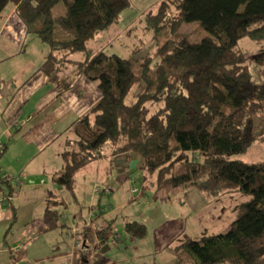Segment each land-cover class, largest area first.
I'll use <instances>...</instances> for the list:
<instances>
[{
	"label": "trees",
	"instance_id": "obj_1",
	"mask_svg": "<svg viewBox=\"0 0 264 264\" xmlns=\"http://www.w3.org/2000/svg\"><path fill=\"white\" fill-rule=\"evenodd\" d=\"M250 1L164 0L156 12L147 11L145 24L153 31L158 55L151 66V56L139 58L136 50L123 57L95 52L88 44L117 22L132 0H0V14L13 3L27 31L48 45L39 70L57 96L81 76L99 84V99L68 127L75 138L66 139L62 166L53 176L58 185L73 192L76 172L111 144L128 161L140 157L143 179L154 176L156 192L197 187L207 195H247L234 205L227 230L199 238L182 231L178 259L170 264H264V158L241 157L264 142V36L252 35L264 28V8L245 9ZM183 16L197 22L196 36L179 31ZM244 38L260 49L253 54L243 50ZM249 60L260 69L262 80L254 79ZM139 81L144 89L127 104L126 96ZM148 102L158 103L157 108L152 111ZM0 148L1 158L6 147ZM58 201L61 196L49 194L46 230L61 226L53 209ZM16 216L13 209L12 219ZM125 229L142 237L147 227L133 220ZM113 233L110 225L98 231L101 251Z\"/></svg>",
	"mask_w": 264,
	"mask_h": 264
},
{
	"label": "crops",
	"instance_id": "obj_2",
	"mask_svg": "<svg viewBox=\"0 0 264 264\" xmlns=\"http://www.w3.org/2000/svg\"><path fill=\"white\" fill-rule=\"evenodd\" d=\"M28 33L25 24L16 14L15 5L6 7L0 14V133L7 134L8 137L15 134L13 137L17 136V138L16 142L14 140L12 144L10 143L9 147L6 144L3 145L6 150L2 156L8 150L7 154H12V156L9 155V158L13 159L11 166L7 159L4 162L0 160V172L5 171V176L2 173L0 176L5 178L8 185H12L13 188L8 187L6 182L0 179V264L35 262L25 259H35L38 261L36 264L65 262L74 264L78 253L84 255V252H88L86 234L88 226L92 228L96 249L101 252L98 231L109 226L110 221L112 223L113 218L109 217L112 207L105 208L109 203L105 201L102 206L100 199L90 204L89 207L96 205L98 211L89 212L91 219L96 217L95 221L90 220L89 223L86 221L81 223L75 215L68 214L66 207L69 201L72 198L82 197L84 192L82 185L77 182L73 192H69L53 180L54 174L62 166V152L66 139L58 144L55 141L69 129L73 120L83 115L99 99L100 90L98 85L94 86V83L81 78L73 87L57 96L54 86H51L47 76L39 70L45 60L44 54L46 56L49 49L42 48V56L36 59L27 44ZM29 45L32 46L31 43ZM35 76L38 78L33 81ZM82 86L86 88L85 92ZM95 87L99 90L98 93ZM92 88L94 92L90 94L88 90ZM37 95L41 96L40 99H33ZM30 103L31 108H29ZM6 113H9L7 114L9 116L6 117ZM10 113L14 114V118H11ZM16 116L19 117V121L15 119ZM11 120H14V124ZM19 139L23 140L24 145L17 146ZM121 157L120 160L112 159L104 154L99 159L104 161L102 171L108 180L99 185L100 192L109 191L106 188H112V191L107 193L114 191L115 186L111 184L115 182L114 179L117 178L118 173L122 176L120 181L128 178L124 172L126 158L124 155ZM117 160L119 168L116 169ZM50 193L62 197V202L58 201L53 206V209L58 210L61 226L46 230L44 213ZM122 202L125 203L124 200ZM13 209L17 215L15 220L12 219ZM139 221L146 224L144 219ZM97 223L101 226H95ZM11 224L13 226L11 230H8V233L10 232V238H8L6 232ZM185 228L186 224L182 218L166 219L163 223L157 224L152 233L154 251L163 254L171 250L172 253L167 256L174 261L175 252L166 245L181 231L188 234ZM115 233H117L114 235L116 238L110 236L108 248L101 253L108 252L113 245L117 249L129 247L127 243L121 242L122 237L119 233ZM132 240L135 241L134 237ZM132 244L137 247L135 242ZM67 245L68 248H66ZM6 252H9V255ZM171 254H174L173 258ZM83 257L84 261H87L88 255L85 254ZM119 259L114 257L113 260L119 261ZM171 262L154 260V264H170Z\"/></svg>",
	"mask_w": 264,
	"mask_h": 264
},
{
	"label": "rangeland",
	"instance_id": "obj_3",
	"mask_svg": "<svg viewBox=\"0 0 264 264\" xmlns=\"http://www.w3.org/2000/svg\"><path fill=\"white\" fill-rule=\"evenodd\" d=\"M163 1L164 0H132L131 4L122 9L116 23L99 32L95 37L89 39V46L93 48L95 52L103 50L106 53H117L123 57L129 56L134 50H136L139 58H144L145 55H150V58H152L151 66H153L158 60V55L156 53V42L153 37V31L146 28L144 18L147 11L150 10L152 12H156L159 4ZM12 4L13 3L9 2L6 7L9 8V6ZM244 8L248 10H251L252 8L261 10L264 8V5L261 1L254 0L247 3ZM57 9L58 8L55 9L56 12ZM177 23V27L182 33L192 32L191 35L193 34V36H196V33H198L197 22L192 21L189 16L181 17ZM263 29V27H260L257 28L256 31L254 30L252 32L254 39H256V37L264 36ZM29 43H31L32 46H30ZM27 44L29 50H31L36 59H39L40 56H42L41 49L43 48L45 50L46 47H48V45L43 42L36 33L32 32H29L27 35ZM240 47L249 54H253L260 49V46L257 43H254L250 38L242 39L240 41ZM80 57V54L74 55L75 59H80ZM249 63L254 79L262 80L263 78L260 76V69L254 64V61L249 60ZM63 66L65 67V65ZM70 67L72 68L75 66L71 65ZM37 78L38 77L35 76L33 81ZM81 78L94 83V86L99 85L97 81L90 80L85 76H81L79 79ZM76 82L78 83V81ZM50 84L51 86H54L51 82ZM144 86L145 83L143 81L136 82L133 85L131 92L126 96V103H133L137 96L144 89ZM82 90L85 92L86 88L82 86ZM88 91H90V94L94 92L93 88L89 89ZM95 91L98 93L99 90H96L95 87ZM40 97V95H37L34 96L33 99L38 100ZM155 103L156 102L150 105L148 102L152 111L158 106V103ZM31 106L32 104L30 103L29 108H31ZM7 114L9 113L5 114L6 117L9 116ZM11 116V118H14V114ZM18 118V116L15 117L17 121H19ZM11 122L14 123V120H11ZM65 126L67 127V125ZM14 135L8 137L7 134L0 133V146L6 144L7 147H9L12 141L15 140L16 142L17 136L13 137ZM67 138H75L73 129H67L65 133H63L55 141V143H62V140ZM21 145H24V142L22 139H19L17 146ZM68 147H73V144ZM115 147L116 146L111 144H106L103 148V153L100 158H102L104 154L110 156L112 159L120 160L122 158L121 155H124L126 158L124 153L115 154L113 152V148ZM8 151H6L0 160L1 162H4L7 159L8 164L10 165V163L13 162V159L9 158L12 156V154H7ZM241 157L246 161L262 160L264 158V142L258 141L255 145V148L248 151L246 154H242ZM131 158L137 162L132 164L133 167H130V162L133 159L130 161L126 159L124 172L128 178L120 181L122 176L121 173H118L117 178L114 179L115 182L111 184V186H115V189L112 193H107L112 191V188H106L109 189L107 192H100L101 187L99 185L106 183L105 180H107V178H105L104 171H102V168L104 167V161H100L99 159L92 160L84 166L85 168L82 167L76 172V182L82 185L84 195L79 198H72L71 201H69L68 207H66L68 214L75 215L77 220L81 223L84 221L89 223L90 220L95 221L96 217L91 219L89 217V212H97L98 210L96 209V205L92 207H89V205L96 203L98 199H100L103 206V203L106 201L109 204L105 206V208L110 209L112 207V213L109 214L111 215L109 217L113 218L112 223L110 221V226L115 230L114 232H118L120 237H122L121 242L127 243L129 247L125 246L117 249L115 248L116 246L113 245L108 250V252H98L96 249V244L93 240L92 228L88 226L86 227V234L88 236L87 244L89 245V249L87 253L84 252V255H88V259L87 261H84V255L78 253L74 264H154L155 259L162 260L164 262L172 261L171 263H175L178 259L176 248L181 242L180 238L182 237H178V235L182 231L166 245V247L171 248L175 252L176 259L173 261V259H169L170 257L167 256L172 253L171 250L165 251L163 254H159L153 249L154 244L152 242V233L157 224L163 223V221L166 219L182 218L183 222L186 224L185 230L192 238H199L204 234L222 232L227 230L234 220L232 206L243 202L242 198H247V195L233 194L229 192H223L218 195H207L204 191H201V189L197 187H191L186 190L156 192V186L154 183L155 177L153 176L152 179L149 177L143 179V169L140 157L133 156ZM128 164L130 169L129 174L126 171ZM118 165L119 163L117 160L116 169L119 168ZM0 173L5 176L4 170H1ZM13 180L15 182V177ZM142 184L145 185L144 192L141 190ZM146 184H148V186H146ZM4 187L7 189L6 186ZM122 200H124L125 203H123ZM133 219H144L147 224L146 234L142 237L135 236V241L132 240L133 237L125 229V223L128 220ZM95 226L99 227L101 225L100 223H97ZM1 233L3 235L4 232L2 231ZM115 234L117 233L112 235L113 238H116L114 236ZM9 236L10 232L7 233L8 238H10ZM132 242H135L137 247H134ZM171 242L172 244L170 245ZM11 243H14L12 239ZM66 248H68V245ZM6 254L9 255V252H6ZM173 255L171 254L172 258ZM114 257L120 258L119 261H114ZM25 260L35 261H27L25 264H36L37 261L35 259ZM62 264L69 263L65 262Z\"/></svg>",
	"mask_w": 264,
	"mask_h": 264
},
{
	"label": "water",
	"instance_id": "obj_4",
	"mask_svg": "<svg viewBox=\"0 0 264 264\" xmlns=\"http://www.w3.org/2000/svg\"><path fill=\"white\" fill-rule=\"evenodd\" d=\"M135 162H137V161H135L134 159L131 160V162H130V167H133L132 164H134Z\"/></svg>",
	"mask_w": 264,
	"mask_h": 264
}]
</instances>
